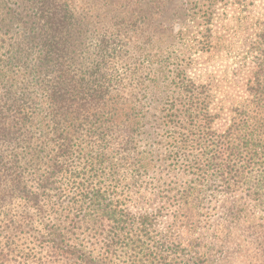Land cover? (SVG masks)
I'll return each mask as SVG.
<instances>
[{
  "label": "trees",
  "instance_id": "1",
  "mask_svg": "<svg viewBox=\"0 0 264 264\" xmlns=\"http://www.w3.org/2000/svg\"><path fill=\"white\" fill-rule=\"evenodd\" d=\"M133 4L0 0V264H177L154 240L156 216L119 187L149 171L139 146L160 87L142 75L154 55L128 49L149 30ZM252 91L227 134L241 146L227 148L225 181L232 158L264 148V78ZM174 196L172 221L188 228L189 191Z\"/></svg>",
  "mask_w": 264,
  "mask_h": 264
},
{
  "label": "rangeland",
  "instance_id": "2",
  "mask_svg": "<svg viewBox=\"0 0 264 264\" xmlns=\"http://www.w3.org/2000/svg\"><path fill=\"white\" fill-rule=\"evenodd\" d=\"M132 1L149 30L141 48L128 49L154 55L141 58V72L154 70L160 87L139 146L149 171L136 185L120 181L128 207L156 216L154 240L177 264H264V148L255 158L244 148L231 160L237 173L221 176L227 148L241 146L229 128L264 78V0ZM186 191L192 220L182 228L172 221L174 194ZM8 264L30 263L16 256Z\"/></svg>",
  "mask_w": 264,
  "mask_h": 264
}]
</instances>
